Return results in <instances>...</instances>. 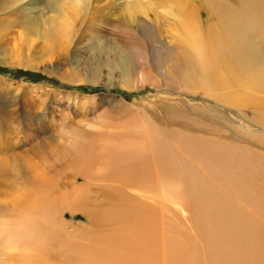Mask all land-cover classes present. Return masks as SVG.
<instances>
[{
  "label": "rangeland",
  "instance_id": "obj_1",
  "mask_svg": "<svg viewBox=\"0 0 264 264\" xmlns=\"http://www.w3.org/2000/svg\"><path fill=\"white\" fill-rule=\"evenodd\" d=\"M64 1L0 0V139L5 138L0 142V156L5 152L0 166V199L5 186L27 189L16 199V206L27 213L35 212L28 215L30 221H46L45 230L32 225L34 247L42 244L43 250H56V240L63 235V239L85 236L88 231L83 226L90 220L103 224L94 229L101 233L113 229L114 221L99 215L109 202L117 200L108 196L109 188H122L133 196L130 187L143 189L150 184L157 189L179 184L175 189H183L186 184L181 174L195 170L198 180L215 178L201 160L192 161L191 169H177L152 147L158 137L171 141L174 159L179 156L181 165L186 154H179V148L202 149L211 142L220 152L212 158L245 149L246 156L252 153L264 160V113L260 111L264 93L240 88L238 94L233 92L237 82L233 87L217 88L207 84L202 75H183L188 62L178 57V49L163 39L158 28L141 18L128 28L121 23L126 7L136 0H80L81 22L73 24L72 34L66 38L59 37L57 30L47 34L56 24L60 6L67 5ZM191 4L203 30L216 21L205 0H191L187 7ZM232 92L242 101L234 102ZM138 132V140L149 155L136 159L129 148L120 146ZM170 132L180 135L173 140L162 135ZM50 153L57 159L49 158ZM40 161L45 164L46 179L41 185L32 182L28 167ZM140 162H153L155 168L144 172L147 178L153 173L151 183L125 184L128 169ZM33 189H43V193L38 190L36 197ZM173 200L170 209L179 210L176 219L189 225V219L192 222L200 216L198 209L186 210L180 201ZM242 205L249 208L245 202ZM4 207L1 203L0 217L11 213ZM163 220L168 234L174 224L165 217ZM103 221L113 224L108 226ZM78 224L81 227L76 228ZM46 236L50 239L47 242Z\"/></svg>",
  "mask_w": 264,
  "mask_h": 264
},
{
  "label": "bare ground",
  "instance_id": "obj_2",
  "mask_svg": "<svg viewBox=\"0 0 264 264\" xmlns=\"http://www.w3.org/2000/svg\"><path fill=\"white\" fill-rule=\"evenodd\" d=\"M190 1H131L126 7V12L122 14L121 23L128 28L129 24L141 18L149 21L148 25L151 24L153 28H158L163 39L172 42L178 49V57L188 62V68L183 70V75H202L207 84H213L217 88L233 87V82H237L238 88L234 87L233 92L238 94L241 92L240 88L256 90V94L264 93V0H205L216 21L204 30L196 18L197 15L193 14L192 4L187 7ZM64 2L67 5L60 6L57 20H54L56 24L54 23V28L47 34H55L57 30L59 37H68L72 34L73 24L81 22L80 0ZM57 34L52 35L50 39L57 37ZM233 92L230 93L233 101H242V98L236 97L237 94ZM261 105L264 106L262 101ZM260 111L264 113V108H260ZM259 119L262 121V117ZM159 133L161 134V131ZM139 134L140 132L120 146L123 150L129 148L128 151L133 152L136 159L149 155L146 154L145 146L138 140ZM162 135L173 140L180 133L170 132ZM2 140L0 139V142ZM182 140L185 142L183 138ZM170 143L171 141L158 137L152 142V147L155 151L159 150L162 156L165 155L177 169H189L192 161L201 160L210 175H216L215 178L207 181L206 176L198 180L195 170L193 173L181 174L187 188L175 189L179 184H174L168 189H157L150 184L153 173L148 178L146 173L144 174L152 167L155 168L154 161L152 164L140 162L141 165L126 170L128 175L125 171L128 179L125 184L139 181L150 186L143 189L130 187L129 189L134 191L131 192L133 196L125 194L122 188L108 187V196L117 197V200L109 202L108 207L99 215L114 221V228L101 233V230L94 229H100L103 224L90 220L87 226H83L88 231L85 236H65L63 239V235V238L56 240V250L51 247V250H43L42 244L34 247L32 239L35 230L32 225L43 229L46 221L43 220L42 224L32 222L30 216L35 212L27 213L16 206V199L25 195L27 189H5V186L2 191L5 196L0 199V204L11 213L0 217V248L3 252L0 264H264L263 158L252 153L246 156L244 149L240 153H222L217 159L210 157L220 153L214 144L211 147L212 142L205 143L206 148L197 146L191 150L187 149V146L179 148L181 144L178 142L179 154H186V160L182 159L184 164L181 165L179 156L174 159ZM51 153L49 158L57 159V155L54 153V157ZM4 155L5 152H2L0 166H3ZM28 167L31 170L32 182L45 184L44 162H33L28 164ZM157 167L161 168L159 164ZM119 186L122 187L123 184ZM171 189L174 191H170ZM38 190L43 193V189H33L36 197ZM173 199L180 201L186 210L198 209L200 216L197 214L192 222V219H189V225L176 219L179 210L170 209ZM243 202L248 204V209L242 205ZM178 204L180 203H177V206ZM82 212L89 214L85 209ZM189 213L192 214L190 211ZM92 217L102 221L98 216ZM164 217L174 224L173 230L168 234L165 233ZM111 221L103 223L109 226L113 224ZM77 227L81 225L78 224ZM91 232L93 234L90 235ZM47 235H50L49 231ZM47 240L50 239L46 236L45 241Z\"/></svg>",
  "mask_w": 264,
  "mask_h": 264
}]
</instances>
